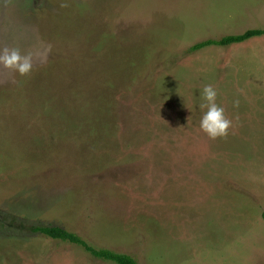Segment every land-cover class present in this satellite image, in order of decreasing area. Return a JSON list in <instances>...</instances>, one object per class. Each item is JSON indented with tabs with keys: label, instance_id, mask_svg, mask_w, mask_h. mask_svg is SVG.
I'll list each match as a JSON object with an SVG mask.
<instances>
[{
	"label": "rangeland",
	"instance_id": "rangeland-1",
	"mask_svg": "<svg viewBox=\"0 0 264 264\" xmlns=\"http://www.w3.org/2000/svg\"><path fill=\"white\" fill-rule=\"evenodd\" d=\"M253 28L264 0H0V50L33 60L0 64V264L113 263L44 226L140 264H264V36L191 51Z\"/></svg>",
	"mask_w": 264,
	"mask_h": 264
},
{
	"label": "clouds",
	"instance_id": "clouds-1",
	"mask_svg": "<svg viewBox=\"0 0 264 264\" xmlns=\"http://www.w3.org/2000/svg\"><path fill=\"white\" fill-rule=\"evenodd\" d=\"M0 64L15 70L20 76H26L33 70L32 54H24L16 47H5L0 50ZM200 95L203 101L200 107L206 109L200 120L201 130L211 139L227 136L232 122L226 118L224 108L216 103L217 91L208 85L203 88ZM235 103L238 106V101Z\"/></svg>",
	"mask_w": 264,
	"mask_h": 264
},
{
	"label": "trees",
	"instance_id": "trees-1",
	"mask_svg": "<svg viewBox=\"0 0 264 264\" xmlns=\"http://www.w3.org/2000/svg\"><path fill=\"white\" fill-rule=\"evenodd\" d=\"M261 36H264V28H253L241 34H231L223 36L219 39H207L198 42L191 47V51H200L204 48L211 46L226 47L234 44H243L253 38ZM35 230L51 238L69 241L70 243L79 245L98 259L112 261L118 264H140L136 260V258L130 254L116 252L108 248H96L94 246H91L85 239H83L78 234L60 226L37 227Z\"/></svg>",
	"mask_w": 264,
	"mask_h": 264
},
{
	"label": "crops",
	"instance_id": "crops-1",
	"mask_svg": "<svg viewBox=\"0 0 264 264\" xmlns=\"http://www.w3.org/2000/svg\"><path fill=\"white\" fill-rule=\"evenodd\" d=\"M234 45H237V44H234ZM230 46H232V45H230ZM226 47H228V46H226ZM66 242H67V241H66ZM72 244H74V243H72ZM94 258H96V257H94ZM96 259H98V258H96ZM100 260H102V259H100ZM104 261H106V260H104ZM107 262H109V261H107ZM110 262H112V261H110ZM114 263H116V262L109 263V264H114ZM116 264H118V263H116Z\"/></svg>",
	"mask_w": 264,
	"mask_h": 264
}]
</instances>
